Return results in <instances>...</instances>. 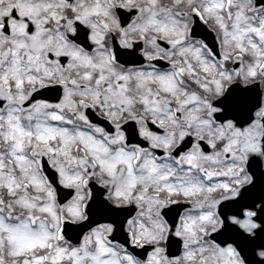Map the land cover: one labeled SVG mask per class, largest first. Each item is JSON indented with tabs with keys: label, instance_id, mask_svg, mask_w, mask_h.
Wrapping results in <instances>:
<instances>
[{
	"label": "snow or ice",
	"instance_id": "6c2138e0",
	"mask_svg": "<svg viewBox=\"0 0 264 264\" xmlns=\"http://www.w3.org/2000/svg\"><path fill=\"white\" fill-rule=\"evenodd\" d=\"M257 249L264 0H0V264Z\"/></svg>",
	"mask_w": 264,
	"mask_h": 264
},
{
	"label": "clouds",
	"instance_id": "9594fccd",
	"mask_svg": "<svg viewBox=\"0 0 264 264\" xmlns=\"http://www.w3.org/2000/svg\"><path fill=\"white\" fill-rule=\"evenodd\" d=\"M261 251H264V249H257V250H256V253H257V255H256V259H257L258 261L264 259V257H261V256L259 255V253H260Z\"/></svg>",
	"mask_w": 264,
	"mask_h": 264
}]
</instances>
